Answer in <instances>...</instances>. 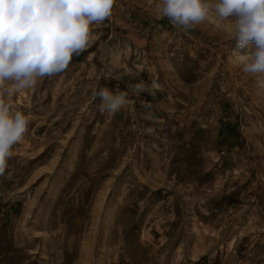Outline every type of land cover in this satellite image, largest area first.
<instances>
[{"label":"rangeland","instance_id":"1","mask_svg":"<svg viewBox=\"0 0 264 264\" xmlns=\"http://www.w3.org/2000/svg\"><path fill=\"white\" fill-rule=\"evenodd\" d=\"M158 3L115 0L63 73L4 97L29 124L0 176V264H264V75L230 21L176 27ZM98 86L127 105L100 111Z\"/></svg>","mask_w":264,"mask_h":264},{"label":"clouds","instance_id":"2","mask_svg":"<svg viewBox=\"0 0 264 264\" xmlns=\"http://www.w3.org/2000/svg\"><path fill=\"white\" fill-rule=\"evenodd\" d=\"M115 0H0V176L13 146L28 131L29 117L11 110L4 97L32 88L38 78L63 73L84 52L91 26L112 15ZM157 12L176 27L194 29L210 11L230 21L243 71L264 75V0H159ZM247 48L245 54L239 50ZM133 93L147 90L129 84ZM99 110L116 114L128 103V92L97 87Z\"/></svg>","mask_w":264,"mask_h":264}]
</instances>
